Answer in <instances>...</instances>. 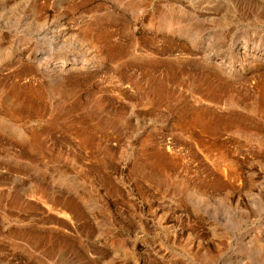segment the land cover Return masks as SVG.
Wrapping results in <instances>:
<instances>
[{
	"label": "rangeland",
	"instance_id": "obj_1",
	"mask_svg": "<svg viewBox=\"0 0 264 264\" xmlns=\"http://www.w3.org/2000/svg\"><path fill=\"white\" fill-rule=\"evenodd\" d=\"M0 264H264V0H0Z\"/></svg>",
	"mask_w": 264,
	"mask_h": 264
}]
</instances>
